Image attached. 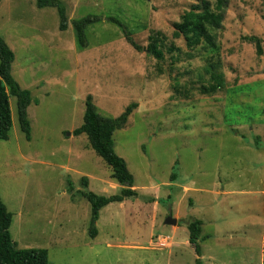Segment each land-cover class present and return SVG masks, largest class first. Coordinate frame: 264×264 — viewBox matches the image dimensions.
I'll return each mask as SVG.
<instances>
[{"label": "rangeland", "instance_id": "374dc122", "mask_svg": "<svg viewBox=\"0 0 264 264\" xmlns=\"http://www.w3.org/2000/svg\"><path fill=\"white\" fill-rule=\"evenodd\" d=\"M61 1L64 30L54 7L0 1L11 73L32 98L30 139L19 127L15 96L8 138L0 139V198L12 213L16 247L46 248L51 264H194L198 257L202 264H261L264 0H228L216 50L188 49L172 36L173 22L194 0ZM88 15L102 19L86 28L80 49L72 20ZM156 32L161 60L146 51ZM248 36L258 39L260 55ZM215 74L221 88L204 93ZM88 94L106 117L137 103L113 133L137 195L103 206L94 237L81 191L111 195L122 186L86 134L73 133ZM168 215L178 219L175 229L164 223ZM194 219L202 220L200 255L185 224Z\"/></svg>", "mask_w": 264, "mask_h": 264}, {"label": "trees", "instance_id": "16d2710c", "mask_svg": "<svg viewBox=\"0 0 264 264\" xmlns=\"http://www.w3.org/2000/svg\"><path fill=\"white\" fill-rule=\"evenodd\" d=\"M1 1V0H0ZM36 6L54 7L59 17V29L64 30L67 27L66 7L61 0H35ZM228 0H194L187 10H185L179 21L173 22L172 36L183 37L185 46L193 49L197 46L204 48L218 49L217 31L221 29ZM99 16H85L72 20L74 38L77 47L85 48L87 45L86 28L95 22L101 21ZM108 21L117 22L124 31L127 41L137 50L140 47L126 31L123 23L117 18L106 17ZM156 32L149 35V43L146 46L147 53L151 54L157 60L163 59L161 48L162 36ZM250 40H256V52L262 53V47L255 36L245 37ZM170 49H174L173 46ZM14 59V52L0 36V139L8 138L9 130L12 125L11 109L9 97H16L17 118L21 131L26 139H30L31 126L27 115V107L32 98L30 91L20 86L11 73V63ZM214 83L205 88L204 93L217 92L223 81L221 75H211ZM137 103H129L124 110L116 117H106L99 113L97 107L92 101V96L88 94L85 100V109L83 112L82 123L73 129V133L78 135L85 133L91 148L99 155L102 160L111 168V178L122 187L119 192L111 195H99L90 190H82L81 194L89 201L91 206L89 234L94 237L97 233L95 222L99 216L100 209L110 202H121L126 198L135 197L137 192L134 186L133 175L129 171L123 157L114 150L113 133L116 129L125 126L129 115ZM84 187H87V177L81 178ZM12 220V213L7 210L5 204L0 198V264H51L48 259L46 248L25 247L17 248L12 241L9 227ZM189 231L188 240L193 244L195 252L200 255V246L198 239L202 228V220L194 219L185 222ZM194 264H202L200 257L196 258ZM264 264V236L262 239V262Z\"/></svg>", "mask_w": 264, "mask_h": 264}, {"label": "water", "instance_id": "95a60500", "mask_svg": "<svg viewBox=\"0 0 264 264\" xmlns=\"http://www.w3.org/2000/svg\"><path fill=\"white\" fill-rule=\"evenodd\" d=\"M176 222H177V218L172 217L171 215H168V216L165 218V220H164V223H165V224H168V225H170V224L175 225Z\"/></svg>", "mask_w": 264, "mask_h": 264}, {"label": "crops", "instance_id": "0c3cea01", "mask_svg": "<svg viewBox=\"0 0 264 264\" xmlns=\"http://www.w3.org/2000/svg\"><path fill=\"white\" fill-rule=\"evenodd\" d=\"M263 153H264V147H263ZM263 173H264V165H263ZM263 181H264V174H263ZM177 222H178V219H177ZM177 222H176V224H177ZM176 224L173 226L174 227V229L176 228ZM263 236H264V234H263ZM262 236V237H263ZM166 239H168V237H166ZM167 242V241H166Z\"/></svg>", "mask_w": 264, "mask_h": 264}, {"label": "built area", "instance_id": "2783aa9c", "mask_svg": "<svg viewBox=\"0 0 264 264\" xmlns=\"http://www.w3.org/2000/svg\"><path fill=\"white\" fill-rule=\"evenodd\" d=\"M162 240H165V241H163V244H164V242H166L167 241V239L166 238H161Z\"/></svg>", "mask_w": 264, "mask_h": 264}]
</instances>
